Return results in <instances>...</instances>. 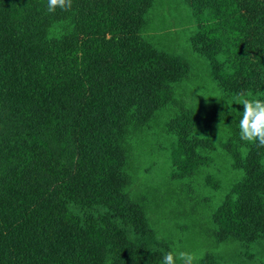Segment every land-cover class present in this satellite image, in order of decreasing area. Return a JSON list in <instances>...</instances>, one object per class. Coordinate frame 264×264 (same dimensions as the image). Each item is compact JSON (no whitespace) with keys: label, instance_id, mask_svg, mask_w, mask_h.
<instances>
[{"label":"trees","instance_id":"1","mask_svg":"<svg viewBox=\"0 0 264 264\" xmlns=\"http://www.w3.org/2000/svg\"><path fill=\"white\" fill-rule=\"evenodd\" d=\"M190 47L225 96L264 98V0H183ZM0 0V264H161L127 192L130 134L173 102L187 65L147 36L154 0ZM193 114L169 120L172 172L200 159ZM128 145V146H127ZM213 211L218 242L264 241V148Z\"/></svg>","mask_w":264,"mask_h":264},{"label":"rangeland","instance_id":"2","mask_svg":"<svg viewBox=\"0 0 264 264\" xmlns=\"http://www.w3.org/2000/svg\"><path fill=\"white\" fill-rule=\"evenodd\" d=\"M146 25L148 40L181 59L187 70L167 109L127 139V192L142 206L163 256L186 251L197 264H264V241L246 247L218 242L211 224L213 211L241 177L232 154L243 155L250 145L239 138L243 106L236 95H224L206 59L190 47L195 22L183 0H154ZM183 110L193 114L192 134L200 143L195 152L204 158L188 176L172 172L170 151L176 141L167 129Z\"/></svg>","mask_w":264,"mask_h":264},{"label":"clouds","instance_id":"3","mask_svg":"<svg viewBox=\"0 0 264 264\" xmlns=\"http://www.w3.org/2000/svg\"><path fill=\"white\" fill-rule=\"evenodd\" d=\"M72 6L73 0H48L47 12L55 13L58 8L70 11ZM237 101L244 109L239 121L240 140L264 148V100L241 92L237 95ZM161 264H197V257L191 252L177 251L174 254L169 251L163 256Z\"/></svg>","mask_w":264,"mask_h":264}]
</instances>
